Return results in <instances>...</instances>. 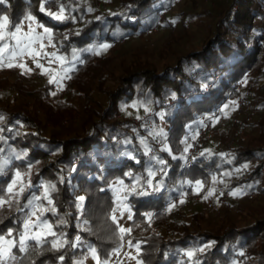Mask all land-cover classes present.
Here are the masks:
<instances>
[{"label":"trees","instance_id":"16d2710c","mask_svg":"<svg viewBox=\"0 0 264 264\" xmlns=\"http://www.w3.org/2000/svg\"><path fill=\"white\" fill-rule=\"evenodd\" d=\"M196 1L106 0V14L97 13L93 0H50L44 5L45 12L40 11L43 0L0 2V21L7 16L9 29L28 14L51 29V46L57 55L74 63L65 81L66 91H78L73 79L97 50L108 53L119 39L140 42L139 37H145L154 26L169 28L167 18L176 28L166 48L155 52L156 62L130 58L119 65L116 86L98 83L96 98L84 103L82 130L64 139H55L51 131L48 135L39 121L29 120L32 113L26 115L10 98L0 99L1 110L11 108L8 121H0V163L8 161L0 172V187L19 164L37 167L32 189L21 197L20 208L0 215V236L9 239L11 231L18 240L23 228L20 212L27 210L29 199L40 196L36 203L55 208V213L44 212L41 220L52 225L63 245L54 248L52 235L41 244L29 240L26 252H20L18 246L12 248L17 259L7 264H78L80 256L93 248L100 264H110L113 253L129 235V249L139 244L135 264H184L186 258L180 255L189 251L195 252L192 264H237L240 251L246 264H264V218L240 227L225 221L208 233L203 214L195 206L178 204L160 211L172 197L193 193L197 181L210 185V179L218 174L226 182L230 180L225 189L234 191L245 185L264 197L260 175L264 168V0H212L216 7L198 13L199 24L205 23L207 31L195 45L191 39L202 27L192 32L193 14L187 9L195 8ZM58 5L69 15L63 21L47 15V11L56 12ZM69 30L73 35L67 34ZM104 44L110 47L101 49ZM126 49L130 57L135 56L130 44ZM80 59L82 62L76 63ZM238 82L242 83L240 95L248 92L240 109L245 112L255 106L258 112L243 122L238 133L244 131L246 137L235 139L238 146L226 147L223 141L228 130L223 121L232 108L237 109L239 95L234 87ZM78 92L84 97L82 89ZM61 101L46 105L56 110L63 106ZM128 107L136 113L145 112L131 118ZM135 119L140 120L138 125ZM9 120L20 121L22 129L10 133L6 128ZM204 120L211 122L210 129L198 137ZM131 126L136 127L133 132ZM189 139L196 140L197 151L193 162L181 168ZM158 143L162 145L157 148ZM6 150L11 153L5 155ZM239 164L243 174H238ZM149 170L155 175L149 176ZM233 171L238 180L231 176ZM43 185H55L50 192L51 205L42 198ZM116 191H122L123 201L131 209V232L124 236L112 220ZM143 191L149 194H138ZM81 196L85 197L82 203ZM148 223L158 230L162 227L164 233L147 230Z\"/></svg>","mask_w":264,"mask_h":264},{"label":"rangeland","instance_id":"374dc122","mask_svg":"<svg viewBox=\"0 0 264 264\" xmlns=\"http://www.w3.org/2000/svg\"><path fill=\"white\" fill-rule=\"evenodd\" d=\"M93 1L95 3V6L98 8L97 13L106 14L108 12V9L106 8L108 6V4H106L105 2L106 0H102L103 2H105L104 6L101 5L102 7L99 6L100 2H96L95 0ZM216 5L217 3L212 0H197L195 8L190 9L187 6V11L193 14L192 17L190 16V24L193 29L192 32H194L198 27H202L200 31L196 30L199 34L192 37L191 44H199V38L204 37L207 31L205 23H202V25L199 24L200 20L202 19L201 16H198V13L201 10L207 13L210 8H214L216 7ZM60 6L61 5H58V8L56 7L57 9H55V11H58ZM65 15L69 16L66 10ZM167 20L169 28H160L156 31L151 30L147 33V35H145V37H139V39L141 40L140 42L137 40L129 42L126 39H119L116 42V47L112 48L108 53H95L91 57L90 63L86 64L82 69H80V71L73 79L78 84L77 90L80 91L82 89V91H84V97L74 89L66 91L65 81L67 78L61 79L59 86L57 85V83L49 82V80L53 77H56L57 79L65 75L66 77H68L69 72L73 69L74 63H66L65 61L61 63L60 61L52 57L50 54L53 52L56 53V51L53 49L51 44L48 43V40L45 37V39L43 40V43L45 45L44 48H40L39 42L33 45L34 51L41 53V55L35 57V60L32 56L26 54L22 58H18L12 61L13 64H24L28 69H31L30 72L25 71L24 68H21L19 66L11 68L0 67V82H2L0 84V99L6 100L10 98L12 100L13 106L23 109L26 115L32 113L28 116V118H30L29 120L39 121V125L42 124L45 127L44 130H46L48 135L51 131V134L55 139H64V137L72 134V132L82 130L81 126H83V106L84 103L87 102V99L96 98V96L94 97V94L97 84L101 82L103 85H107L109 87H114L117 85L120 64H123L126 61H130V58L135 62L141 59L151 60L154 62L157 61L155 52L157 50L163 51V49L166 48L167 42L171 39L173 31L176 29L173 21L169 18H167ZM0 22H2V20ZM19 24L22 26L23 32H27L29 25L31 24L32 27L36 28V33H43V28L36 27L37 22L27 21L26 23V20L24 19ZM9 30H14V28ZM202 31H204L205 33ZM67 34L73 35V32H70L69 30ZM127 43L130 44V47L132 48L131 50L135 56L130 57V55L127 54ZM37 61L41 65H43V68L49 69V72L44 73L43 68H38L36 66ZM78 62H82V60L80 59L76 63ZM17 84H20L21 86ZM92 91L93 95H91ZM53 93H55V95H53ZM40 95H42L43 97H40ZM35 100H40V103H37ZM57 100L64 101H61L63 106H59L56 110H50L46 104H54L55 102H57ZM70 102H73L74 105ZM230 106L234 107L233 102L230 103ZM10 109V107H7L6 111L0 109V113L2 115V119L0 120L1 123H4L3 119L8 121L9 113L7 112H10ZM13 109L14 110L12 111L17 110L15 108ZM134 109L131 107H128L127 109V111L130 112L129 117L131 118H137L139 116V112L140 116L143 112H145L140 110L136 113ZM233 110L234 109L232 108L227 119H224L223 121L224 127L228 130V132H225L223 141L226 147L238 146V141H236L235 139H244L246 137V133L244 131L242 133H238L239 131L236 132L237 125L245 122L246 118L249 116L253 118V116L258 112V108L255 106L249 108L248 110H245V112L244 110L238 108H235L234 111ZM148 121L151 122V119ZM147 124L150 125L149 123ZM140 125L144 124L140 123ZM6 128L10 133L14 129H22L21 122L16 121L15 123H12L10 121L8 122V125H6ZM135 128L131 126V132H133ZM0 135H2L1 131ZM206 136H204L203 139ZM163 144L165 148L168 149V145L164 143V141ZM10 153V151H7L5 155ZM2 159L3 158L1 157L0 160ZM29 168L31 169L30 172ZM36 168L37 167L35 166V164H19L18 167L10 171V175L8 177L9 179L4 185L0 187V189H3L6 193L7 186L15 178V172L19 170L22 173L23 184L27 185L29 182L31 183V187H26L24 193L29 191L30 189H32V186L34 184L33 180ZM238 170L240 171L238 174H243L245 172L243 171V167ZM235 174L236 172L234 173L233 171L231 176L235 180H238V174ZM260 175L262 178H264V168L260 170ZM244 176L245 174L242 177ZM222 180L224 179H221V174H218L215 177V181L213 180V177L210 179V185L201 184L202 186L200 188H197V186L195 185V189L193 190L194 192L190 193L189 195H185L189 198L187 200H190L187 206L190 205L193 208L195 206L198 209V212H202L203 219L207 225L206 228L208 230V233H211L210 231H214L221 223L225 221H231L232 223H235L237 227H240L256 220L257 218H264V197H261L256 192L251 191V189H249L245 185H238L239 187L234 191L239 190L240 194L233 196L231 195V193L234 191H229L224 187L225 185L227 187V184L230 182V180L227 182L225 180L222 182ZM20 186L21 183L18 182L15 190L18 191ZM209 190H213V194L205 199L204 197L208 195ZM22 196L19 197V204ZM123 200L124 199L122 191H116L114 216L116 217V224L118 225L119 229L120 227L128 228L129 217L131 216L130 206ZM33 207L34 206H29L27 210H22L20 212V220L23 225L22 233L24 231V222L31 216ZM18 208L20 207L15 203H13V206L11 208L5 206L4 208L0 209V215L4 211H14L18 210ZM37 215L39 216L40 213L37 212ZM31 219L34 223H39L36 220V217H31ZM147 227V230L153 232L159 231L162 234L164 233L162 227H160V229L158 230L153 227L152 223H148ZM36 230L39 229H34V231ZM52 231L54 232L53 229ZM54 238L58 240V236L56 235V233ZM9 239L15 240V236L12 235L11 237H9ZM136 252V246L130 247L129 251L126 252V255L121 258L120 264H135L134 257ZM239 253L240 256H238V261H236L235 263L246 264L244 259L241 258V253L243 252L240 251ZM113 254H115V252ZM182 258H186V262L184 264H192V258L189 259V257H187L185 254H183ZM247 260L249 261L248 258H246V261ZM193 262L195 264V261ZM78 264H97V258L93 257L91 251L89 250L85 254L80 256Z\"/></svg>","mask_w":264,"mask_h":264},{"label":"snow or ice","instance_id":"6c2138e0","mask_svg":"<svg viewBox=\"0 0 264 264\" xmlns=\"http://www.w3.org/2000/svg\"><path fill=\"white\" fill-rule=\"evenodd\" d=\"M2 2V0H0ZM50 0H43L40 6V11L45 12V3H49ZM47 15L53 17L56 20L63 21L67 19L68 17L65 15V7L61 5L56 12L47 11ZM26 20L36 22V18L32 16L31 14H28L25 17ZM37 27L43 28V33H36V28L32 27V25H29L28 31L23 32L22 26L20 24L13 25L14 30H9V18L7 16L3 17L2 22H0V67H16L19 66L21 68H24L25 71H31V69H28L24 64H13L12 61L18 58H22L24 55L32 56L35 60L36 56L41 55L40 52H35L33 49V45L37 44L39 42L40 48H44L45 45L43 43V40L45 37L48 40V43L51 44L52 40V31L49 28L44 27L42 24H37ZM23 33V34H22ZM110 47V45L104 44L101 45V49H107ZM99 50H97L98 54ZM52 57H54L56 60L63 63V57H59L56 55V53L50 54ZM7 61V62H6ZM51 63V61H50ZM36 66L38 68H43V65H41L38 61L36 62ZM44 73H48L49 69L43 68ZM66 72V70H65ZM67 78L66 75L63 77H60L57 79L56 77H53L49 80L50 83H57L59 86L60 80ZM55 95V93H53ZM227 107V105L225 106ZM2 119V117H0ZM160 133H157L159 135ZM141 143H144V141H141ZM167 150V149H165ZM187 151V148L185 149ZM26 155V153H25ZM16 159H20L21 157L19 155H16ZM158 163L163 164V160H159ZM8 161L5 160L2 163H0V172L4 171V168L7 166ZM247 167V165H245ZM29 168V172H30ZM166 174V173H165ZM149 176H154L155 173L149 170L148 173ZM227 175V174H226ZM215 181V178H213ZM20 182L21 186L19 187V190L16 191L15 188L17 186V183ZM122 183V182H121ZM149 186H151V180L148 181ZM197 188H200L201 182H196ZM31 187V183L29 182L27 185H24L22 182V173L17 170L15 172V178L12 180V182L7 186L6 193L3 189H0V209L7 206L8 208H11L13 206V203H15L17 206H19V197L23 195L25 188ZM44 188V194L43 199L47 201L49 205L52 204V200L50 199V192L55 190V185H43ZM135 190V189H133ZM156 191L159 190V188L155 189ZM139 195H148L149 193L147 191H143L138 193ZM213 194V190H209L208 195L204 198L207 199L208 196ZM239 190L234 191L231 193V195L236 196L239 195ZM85 197L81 196L79 197L80 202L82 203L84 201ZM41 200L40 196H33L31 199L28 200L27 205L25 207L34 206L33 210L31 212V216L24 222V231L20 234L18 240H12V239H6L3 236H0V264H7V261L13 260L15 261L17 257L15 255H12V248L17 247L20 252H26L28 248L27 242L29 240H34L37 244L45 243L46 237L48 235L55 236V233L52 231V225L49 224L47 221L41 220V217L43 216L44 212L51 211L55 213V208H45L43 205L36 204V201ZM79 206V205H78ZM174 207V205H172ZM115 211V209L113 210ZM37 212L40 213V215H37ZM31 217H36V220L39 223H34L31 219ZM131 219V217H129ZM113 222H116V217H112ZM34 229H39L34 231ZM46 230V231H44ZM121 233H129L131 232V229L120 227ZM8 237L12 236V232H8ZM131 243V242H129ZM52 246L54 248L62 247L63 245L57 241H52ZM137 250H139V244L136 245ZM91 254L93 257H96V249H90ZM197 251H203V249H198ZM195 255L194 251H189L186 253V256L191 259ZM243 255V253H241ZM61 260H63V256L60 257ZM97 264H99V260L97 258ZM106 264V262H105ZM138 264H142V262H138Z\"/></svg>","mask_w":264,"mask_h":264},{"label":"built area","instance_id":"2783aa9c","mask_svg":"<svg viewBox=\"0 0 264 264\" xmlns=\"http://www.w3.org/2000/svg\"><path fill=\"white\" fill-rule=\"evenodd\" d=\"M96 2H100L99 6L102 7L105 5V2H103L102 0H95ZM102 5V6H101ZM56 9V8H55ZM157 26H154L152 28L153 31H156L157 30ZM122 41V40H120ZM234 90L236 92H238V99L236 100V107L238 109H240L243 105V102H244V98L247 96V93L244 95V96H241L240 95V92L242 90V83L241 82H238L235 87H234ZM150 115V113H147L144 117H148ZM251 119V116L247 117L245 122H249ZM140 122V120L138 119H135L134 120V124L135 125H138ZM210 125H211V122L209 120H204L203 121V125L198 129V137H201L203 136L209 129H210ZM243 128V123H240L239 125H237V128H236V132L242 130ZM187 144H188V150H187V153H186V158H185V161L184 163L182 164L181 168H184L185 166H189L192 162H193V157L197 151V146H196V140H187ZM162 144L161 143H158L157 144V148L160 147ZM149 155V154H148ZM154 164V163H153ZM238 169L242 168V164H239L237 166ZM163 171V169L159 170L158 171V174ZM145 189L149 190V188L147 186H145ZM223 197V196H222ZM189 199L187 196L185 195H180V196H174L172 197L168 203H166L165 205H163L161 208H160V211H164L166 210L167 208H169L170 206L172 205H178V204H181L182 206H185L189 203L190 200H187ZM153 218V213L150 214V217L149 219L151 220ZM126 233H121L122 236H124ZM129 236L127 237H124L123 238V241H122V244L119 246V248L117 249V251L115 252V254L112 256L111 260H110V264H120L121 262V258L123 256L126 255V252L129 251V248H128V241H129ZM180 257H182V254L180 255Z\"/></svg>","mask_w":264,"mask_h":264},{"label":"crops","instance_id":"0c3cea01","mask_svg":"<svg viewBox=\"0 0 264 264\" xmlns=\"http://www.w3.org/2000/svg\"><path fill=\"white\" fill-rule=\"evenodd\" d=\"M26 20V19H25ZM28 20H26V23H27ZM37 27V26H36Z\"/></svg>","mask_w":264,"mask_h":264}]
</instances>
